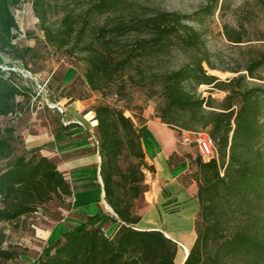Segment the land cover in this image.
<instances>
[{
    "label": "trees",
    "instance_id": "obj_1",
    "mask_svg": "<svg viewBox=\"0 0 264 264\" xmlns=\"http://www.w3.org/2000/svg\"><path fill=\"white\" fill-rule=\"evenodd\" d=\"M220 0H214L191 13L179 10H132L134 0H93L90 14H107L97 26L93 39L90 29L78 26L76 13L69 12L63 22L50 24V0H33L46 40L57 48L85 51V84L102 92L115 84L122 72L139 56L150 58L173 47L192 51L181 67L161 78V120L170 127L192 130L179 119H198L216 143L218 157L195 159L198 181L197 237L183 264H264V52L250 57L244 68L230 70L233 76L221 79L210 70L228 71L208 48L205 34L195 25L215 13ZM23 0H0V53L13 54L24 64L25 52L15 43L19 23L15 10ZM86 21V20H85ZM147 31L143 34L142 31ZM138 32L134 45L122 44L124 35ZM228 39L241 45L244 36L228 32ZM119 40V41H117ZM120 51L114 52V46ZM30 51L29 48L26 52ZM0 60V118L17 113L28 99L32 111L33 93L22 76L4 69ZM25 68L35 74L31 67ZM55 72L48 74V86L56 100L72 97L69 83L53 85ZM188 83L194 89H188ZM209 85L225 92L222 100L201 96L198 88ZM58 92H57V90ZM63 91V95L60 92ZM116 97L118 94H115ZM83 98V97H82ZM102 156L101 173L106 200L120 223L113 236L94 224L97 216H88L55 241L48 243L32 264H177L178 244L159 229H138L141 215L134 204L147 189L146 170L155 167L146 161L142 139L135 120L124 109L110 102L94 106ZM91 116V115H90ZM16 127L0 124V225L14 223L36 212L40 205L55 198L66 200L73 192L71 184L50 158L39 149L16 154ZM7 235L0 229V259H15L19 252L3 248ZM179 263V264H182Z\"/></svg>",
    "mask_w": 264,
    "mask_h": 264
},
{
    "label": "rangeland",
    "instance_id": "obj_2",
    "mask_svg": "<svg viewBox=\"0 0 264 264\" xmlns=\"http://www.w3.org/2000/svg\"><path fill=\"white\" fill-rule=\"evenodd\" d=\"M50 2V24L53 27L60 25L69 12L76 13L78 26L88 22L89 30L92 27L95 30L97 26L108 20L107 14L94 13L88 15V9L93 0H50ZM210 3H214V0H134L131 8L134 11L138 10L139 13L150 12L153 9L179 10L191 13ZM15 14L19 23L15 43L22 52H25L26 57L23 64L14 59L11 53H0V60H3L2 65L4 67H15L20 70L26 64L33 71L39 72L43 78L55 72L53 85L56 86L60 80L69 83L72 88L69 95H73L75 98L95 97L97 103L110 102L113 106L124 109L134 119H141V114L145 109H150L153 114L158 115V107L162 102L160 84L163 74L181 67L193 54L192 51L173 47L166 53L150 58L139 56L127 66L122 72V77L120 76L115 84L106 87L102 92L92 91L82 78L86 70V63L83 60L86 55L85 51L77 49L71 54L67 51L69 50L68 47L60 49L50 44L46 40L40 20L34 11L33 0H23L22 4L16 8ZM195 26L205 34L207 46L218 59L219 66L229 69L228 71L210 70L211 74H215L221 79L233 76L230 70L244 68L250 57L257 56L259 52H264V0H220L215 13L204 17ZM144 31L145 29L142 33L147 34V31ZM228 32L234 34L240 32L244 36L245 42L241 45L231 42L227 37ZM136 33L138 32L128 33L120 41L127 46L134 45V40L138 38ZM94 36V31L91 30L86 39H93ZM27 48L30 51L26 52ZM113 51L119 52V46H114ZM22 78L24 79L23 84L30 88L33 94L38 87V82L42 83L40 77H36L38 82L32 77L22 75ZM186 85L188 89H194V84L188 83ZM197 92L205 97L211 95L219 101L225 96V92L212 89L211 86L205 84L199 86ZM60 93L63 95V91ZM116 93L118 94L117 97ZM18 99L22 105L18 107L17 113L14 112L0 118V124L4 128L16 127V135L18 136V140L14 142L16 154L26 150L22 131L23 127L29 123L32 113L28 108V99L22 96ZM50 99L54 101V95H51ZM187 116L179 120L191 124L193 126L191 131H208L202 127V123L198 119L189 120ZM176 130L178 131L177 143L179 147L185 155L191 158L189 176L195 177L197 170L195 159L199 156L198 149L195 144H183L181 131ZM6 163V160L0 161V167ZM146 184V191L135 201V212L136 209L143 212L146 209L145 200L152 196L150 193L145 195L150 187L148 183ZM72 204L70 197L66 200L55 198L40 205L36 212L26 215L14 223L1 224L0 229L2 228L7 235L2 247L16 250L19 255L8 261L0 259V264H32L48 245L46 238L48 231L71 212ZM181 207L180 212L165 213L162 211L160 213L158 210L154 211L147 215L142 225L162 223L170 232L184 236L182 239L192 248L196 240V232L193 229L196 205L187 202ZM67 230L68 225L66 223L59 224L52 241H55ZM112 230L109 232L111 233ZM182 250L185 251V247L180 245L177 264L182 258Z\"/></svg>",
    "mask_w": 264,
    "mask_h": 264
},
{
    "label": "crops",
    "instance_id": "obj_3",
    "mask_svg": "<svg viewBox=\"0 0 264 264\" xmlns=\"http://www.w3.org/2000/svg\"><path fill=\"white\" fill-rule=\"evenodd\" d=\"M96 99L91 96L55 99V102L63 106V112L57 108L37 105L32 110L29 123L23 127L25 148H38L41 155L52 159L71 184L73 192L70 197L73 209L48 231V243L52 242L59 224L66 223L69 230L88 216H97L93 223L102 226L107 236H113L120 227V223L114 220L117 214L111 211L106 200L101 173L102 156L93 110L97 104ZM134 120L142 139L146 161L155 167L154 171L146 170L150 187L145 195L150 193L152 196L145 200L146 209L143 212L136 209L135 213L142 217L137 228L163 231L177 242L178 252L180 245H183L185 251L182 250V263L190 252V247L182 239L184 236L170 232L162 223L145 226L142 223L154 211L180 212L181 205L192 202L196 205L193 229L197 237L199 186L195 177L189 176L191 158L179 147L176 128L164 123L150 109L143 111L141 119Z\"/></svg>",
    "mask_w": 264,
    "mask_h": 264
},
{
    "label": "built area",
    "instance_id": "obj_4",
    "mask_svg": "<svg viewBox=\"0 0 264 264\" xmlns=\"http://www.w3.org/2000/svg\"><path fill=\"white\" fill-rule=\"evenodd\" d=\"M4 69L14 70L18 72L21 76L24 77H32L37 80L36 77H40L42 79V83L38 82V87L35 90L32 98V110L36 108L37 105H44L51 108H57L58 110L63 112V106L59 105L57 102L50 99L52 92L48 86L49 78H43L40 74H35L31 70L23 67V69H16L15 67H4ZM44 93V95H43ZM99 143V139L97 138ZM181 142L183 144L191 145L195 144L199 156H201L204 160H210L211 158L218 157V150L216 147V143L213 138L210 136L208 131H191V130H181Z\"/></svg>",
    "mask_w": 264,
    "mask_h": 264
},
{
    "label": "water",
    "instance_id": "obj_5",
    "mask_svg": "<svg viewBox=\"0 0 264 264\" xmlns=\"http://www.w3.org/2000/svg\"><path fill=\"white\" fill-rule=\"evenodd\" d=\"M110 207H111V206H110ZM111 211H112L113 213H115V214H116V212L113 210V208H112V207H111ZM188 255H189V253L187 254V256H188ZM187 256H186V258H187ZM186 258H185V259H186ZM184 261H185V260H184ZM184 261H183V263H184ZM183 263H182V264H183Z\"/></svg>",
    "mask_w": 264,
    "mask_h": 264
}]
</instances>
